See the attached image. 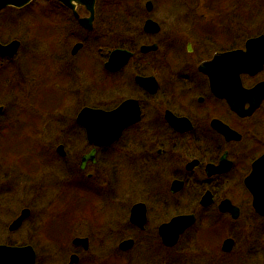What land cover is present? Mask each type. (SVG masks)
Masks as SVG:
<instances>
[{"label": "flooded vegetation", "instance_id": "flooded-vegetation-1", "mask_svg": "<svg viewBox=\"0 0 264 264\" xmlns=\"http://www.w3.org/2000/svg\"><path fill=\"white\" fill-rule=\"evenodd\" d=\"M158 1L104 3L100 8L96 4L91 30L60 2L57 7L63 16L54 10L53 33L59 30L58 36L67 38L75 28L93 32L99 23L102 40L114 42L100 53L101 104L91 107L105 112L119 109L129 119L113 143L95 147L76 113L87 149L75 161L58 137L42 131L48 120L54 128L57 125L54 114L59 103L52 98L57 74L47 69L25 71L16 60L18 52L13 57L0 55L5 85L0 86V161L5 160L0 169L8 177L3 185L16 187L23 178H34L47 192H54L47 199L34 195L35 206L26 204L25 196L12 203L0 196V244L32 245L23 235L17 236L25 227L29 237L47 228L78 230L82 236L72 237L67 264L73 255L77 256L73 264H264V214L254 205V188L264 200V165L255 167L264 155V99L250 116H239L217 96L213 80L200 67L217 53L245 49L251 37L235 46L232 29L222 21L214 15L197 16L201 5H181L180 19L169 20ZM76 12L81 18L91 15L81 5ZM149 21L152 26L146 28ZM78 43L82 46L72 53ZM84 46L78 40L71 56ZM116 49L124 51L110 69L107 63ZM43 57L42 63L29 59L44 69ZM62 67L64 72L70 70ZM248 80L252 83L246 85ZM241 81L252 88L264 81V69L252 76L242 74ZM17 107L25 108L24 116L15 115ZM42 112L38 115L42 119L31 115ZM228 128L235 132L230 140L221 130ZM25 139L35 142L25 147ZM109 209L114 210L111 215ZM24 210L27 216L14 227ZM203 213H208L206 221ZM177 216L194 220L175 244L164 243L165 225ZM87 230L120 234L113 241V254L84 259L91 244ZM189 231L194 232L189 239L193 242L181 246L178 242ZM76 237L87 238V244L75 243ZM227 240L231 243L225 250ZM126 241L131 244L124 248ZM179 247L186 255L174 253Z\"/></svg>", "mask_w": 264, "mask_h": 264}, {"label": "rangeland", "instance_id": "rangeland-1", "mask_svg": "<svg viewBox=\"0 0 264 264\" xmlns=\"http://www.w3.org/2000/svg\"><path fill=\"white\" fill-rule=\"evenodd\" d=\"M158 2L164 5L165 14H170L169 20L180 19L178 16L184 13V10L182 11V8L179 7L181 5H201L196 12L197 16L202 14L205 18L211 19V16L214 15L213 18L220 22L222 21L224 26L226 25L232 29L235 46L243 44L248 37L256 36L264 31V0H159ZM104 3L134 4L135 0H97V8H100ZM58 5L59 3L55 0H32L21 9L15 10L10 7L2 9L0 11V42L8 43L13 39L20 41V48L15 56L16 60H20V64L25 71L35 73V69H40L41 71L47 69L53 75L56 76L57 74V78H59V80L57 79V90L54 89L55 98L52 97L59 103L54 114L57 116V125L54 128V124L48 120L47 124L42 125V131L46 134H54L53 137H58L59 143L65 144L68 156H71V159L75 161L77 154L87 149L85 132L76 125L75 116L84 105L100 106L103 79L101 65L98 61L101 59L100 53L103 52L105 45L110 48L114 42L102 40L99 23L95 24L93 32H84L75 28L76 31H71L67 38L66 35L64 37L58 36L59 30H55V33H53L54 25L57 24L54 10L59 9L60 16H63L62 8L57 7ZM167 10H169V13ZM78 40L84 41L85 46L77 56L73 57L71 56V48ZM64 53L68 54L67 58V54L63 56ZM43 56L47 60L43 64L44 69L39 65L36 68V64L33 62L31 64V60L42 63ZM29 57L32 59L30 60ZM62 65L69 66L70 70L68 69L64 72L65 69ZM2 76L0 75L1 87L4 84ZM251 83L249 80L245 81L246 85ZM61 96L62 102L60 101ZM15 99L19 98L15 97ZM24 110V107H17L15 115L24 116ZM31 115L42 119L38 115H44V112L37 115L32 113ZM67 132H73V135L67 134ZM71 139H73L72 142L70 141ZM22 141L26 142L25 147L35 142L28 139ZM4 163L5 160L3 162L2 160L0 161L1 166ZM7 178L6 174L0 169V196L7 197L11 203L25 196V203L35 206L31 201L33 197L42 196L47 199V197L54 196V192H47L42 184L34 178L25 177L21 185L6 188L3 184L6 183ZM2 205L5 206V204ZM113 212V209L107 211L110 215ZM207 214L203 213L201 215L203 221H206ZM173 215L172 213L171 216ZM3 218L6 219L7 215ZM28 228L22 229L24 232L19 233L17 236L23 235L24 240L35 244L34 247L36 246V249L34 250L37 252L36 264H67L72 247V237L82 236V234H78V230L67 232L59 229L54 231L47 228L40 232L39 235L29 237L27 234L29 233ZM86 232L91 233L89 236L91 244L84 259L90 261L100 260L104 255L113 254V245L115 244H113V241L120 239V234H99L94 230H87ZM193 233V231H189V233L182 236L178 243L183 246V244L193 242L189 240L193 237ZM1 238L3 237L0 236ZM180 248H177L174 253L186 255V252L180 253Z\"/></svg>", "mask_w": 264, "mask_h": 264}, {"label": "water", "instance_id": "water-1", "mask_svg": "<svg viewBox=\"0 0 264 264\" xmlns=\"http://www.w3.org/2000/svg\"><path fill=\"white\" fill-rule=\"evenodd\" d=\"M31 0H0V10L8 5L22 7ZM66 6L71 8L83 27L87 29L93 28V18L96 0H59ZM76 4L84 5L91 13L90 17L81 18L76 12ZM149 7L151 3H148ZM152 21L146 24V28L152 26ZM81 43L74 46L72 53L77 52ZM20 47L19 40H13L8 44L0 43V53L3 55L13 56ZM124 50L116 49L111 52L107 67L115 68L116 61L120 58ZM264 34L247 40L245 49H236L232 51L217 53L211 61L203 63V68L209 77L213 80V88L218 97L224 98L230 104V107L236 111L239 116L249 115L258 108L264 99V81L258 82L252 88H246L241 81V75H256L264 69ZM250 103L249 108H245V104ZM2 108L0 107V112ZM119 109L105 112L100 108L85 106L77 113V122L82 125L87 134L90 144L95 146H104L113 143L119 136L122 129L129 123L126 116H121ZM225 138L232 139L233 130L221 129ZM240 136V135H238ZM60 151L62 146L59 147ZM93 152L91 153V155ZM90 155V154H89ZM88 155L84 157V161ZM264 165V155L256 162V169ZM255 200L254 205L259 213L264 214V200L261 197L259 188H254ZM208 196V194H207ZM204 204L206 203L203 201ZM28 210H24L19 219L14 222V227L18 226ZM192 216H177L165 225L163 232L164 243L173 245L178 241L180 234L193 223ZM75 243L87 244V238L76 237ZM231 241L225 242V250L229 249ZM131 241L123 242L121 246L124 248L130 246ZM31 245L12 246L0 244V264H35L36 252ZM77 256L73 255L70 264L76 262Z\"/></svg>", "mask_w": 264, "mask_h": 264}]
</instances>
